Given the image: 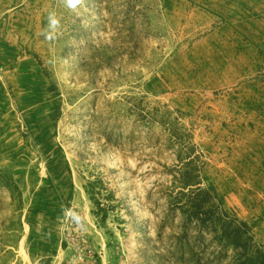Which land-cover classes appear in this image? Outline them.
Returning a JSON list of instances; mask_svg holds the SVG:
<instances>
[{"label":"rangeland","instance_id":"rangeland-1","mask_svg":"<svg viewBox=\"0 0 264 264\" xmlns=\"http://www.w3.org/2000/svg\"><path fill=\"white\" fill-rule=\"evenodd\" d=\"M189 179L264 251V0H0V264H238Z\"/></svg>","mask_w":264,"mask_h":264},{"label":"trees","instance_id":"trees-1","mask_svg":"<svg viewBox=\"0 0 264 264\" xmlns=\"http://www.w3.org/2000/svg\"><path fill=\"white\" fill-rule=\"evenodd\" d=\"M184 188L191 198L190 218H196L203 231L217 233L227 246L240 250L238 264H264V251L257 247L256 236L246 221L231 217L222 204L213 201L214 195L202 186L199 179L185 181ZM99 211L106 210L96 201ZM107 210L104 216H107ZM239 221V224L236 222Z\"/></svg>","mask_w":264,"mask_h":264},{"label":"clouds","instance_id":"clouds-1","mask_svg":"<svg viewBox=\"0 0 264 264\" xmlns=\"http://www.w3.org/2000/svg\"><path fill=\"white\" fill-rule=\"evenodd\" d=\"M68 2H69V5H70V6L75 7V5H76L77 3H79V0H68ZM52 23L55 24L56 21L53 20Z\"/></svg>","mask_w":264,"mask_h":264}]
</instances>
